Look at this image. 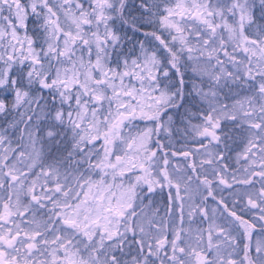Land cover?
Returning <instances> with one entry per match:
<instances>
[{
    "label": "snow or ice",
    "instance_id": "snow-or-ice-1",
    "mask_svg": "<svg viewBox=\"0 0 264 264\" xmlns=\"http://www.w3.org/2000/svg\"><path fill=\"white\" fill-rule=\"evenodd\" d=\"M0 264H264V0H0Z\"/></svg>",
    "mask_w": 264,
    "mask_h": 264
},
{
    "label": "rangeland",
    "instance_id": "rangeland-1",
    "mask_svg": "<svg viewBox=\"0 0 264 264\" xmlns=\"http://www.w3.org/2000/svg\"><path fill=\"white\" fill-rule=\"evenodd\" d=\"M225 195H227V192H225Z\"/></svg>",
    "mask_w": 264,
    "mask_h": 264
}]
</instances>
